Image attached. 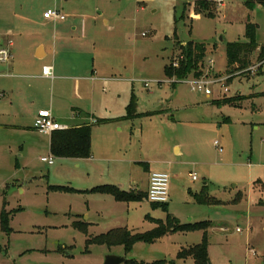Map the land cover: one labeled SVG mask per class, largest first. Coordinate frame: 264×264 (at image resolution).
<instances>
[{
    "label": "rangeland",
    "instance_id": "1",
    "mask_svg": "<svg viewBox=\"0 0 264 264\" xmlns=\"http://www.w3.org/2000/svg\"><path fill=\"white\" fill-rule=\"evenodd\" d=\"M198 1L209 2L212 17L195 12ZM246 2L254 8L248 9ZM47 8L65 16L101 13V33L91 43L88 63L104 71L110 67L118 78L128 77L118 84L121 99L113 100L109 113L97 101L95 113L122 115L119 105L133 92L138 117L118 121V153L168 165V211L154 210L145 201L133 204L92 194L95 187L117 186L118 181L97 183L86 163L77 168L71 160L53 157V166L43 164L39 159L50 156L48 135L3 129L0 264H103L108 255L145 264H194L177 255L204 242L210 264H264V63L257 62L255 53L243 76L229 75L225 55L227 44L246 42L248 23L256 25L255 42L264 47V0H0V46L11 41L12 53L30 50L31 40L37 42L44 31L37 22ZM104 20L112 31L106 32ZM8 31L12 36L5 38ZM187 43L205 46L198 67L209 96L191 91L192 77L177 81L165 75L171 61L176 68L183 59L179 45ZM32 61L37 69L38 62ZM39 83L44 93L34 107L4 109L0 124H24L26 120L12 115L34 113L42 103L64 107L58 87ZM99 129L94 127L92 137L97 144ZM174 145L181 147L180 155ZM111 166L107 172L113 171ZM132 174L136 188L144 192L142 170L135 167ZM125 180L121 190L126 191L129 176ZM201 193L210 205L197 203L195 195ZM3 214L8 231L2 228ZM167 215L181 225L208 222L210 227L206 233H168L150 245L136 244L129 254L122 246L92 242L115 230L147 233Z\"/></svg>",
    "mask_w": 264,
    "mask_h": 264
},
{
    "label": "crops",
    "instance_id": "2",
    "mask_svg": "<svg viewBox=\"0 0 264 264\" xmlns=\"http://www.w3.org/2000/svg\"><path fill=\"white\" fill-rule=\"evenodd\" d=\"M83 9L86 11L87 7L84 6ZM48 10L53 9L47 8L43 10L42 17L37 22L44 31L38 37V41L36 40L37 42L31 40L29 43L31 46L30 50L23 48L17 53H12L10 51L12 47L11 41H8L7 46H3L9 48L11 59L7 63L0 64V92L4 95L3 100L0 101V115L3 116L2 112L4 109L9 108L16 111L18 110L17 106L20 107V105L34 107L38 100L36 98L43 96L44 86L39 83L43 81H49L51 86L58 87L59 95L64 99V107L60 110L51 101L49 104L42 103L34 113L26 116L24 113H14L12 116L15 120L19 117L22 120L24 119V121L26 120V122L24 124L18 122V124L11 125L0 124V130L8 128L35 130L33 127L34 121L40 111H48L53 120L60 125L66 126L67 130L90 126V157L84 160H71L74 162L75 167H81L83 163H86L88 174L96 182L102 183L103 180L109 178L115 179L114 181H118L115 182V185L119 186L120 189L114 185H100L97 187L114 186L121 190V187L125 185V175L126 178L129 176V188L126 191H121L146 195L149 176L155 173L168 174V165L155 161L140 162L128 159L125 153H118V150L121 151V143L118 140L119 138L115 136V132L119 133L122 131V128L119 127L120 123L114 122L105 125H97L95 123L97 119H119L125 116L126 108L132 96L135 97L133 92L130 91L127 102L123 100L122 104L119 105V109L123 110L122 115L116 116V114H113L114 116H110V114H107V116H102L95 113V101L103 105V109L109 113L108 111L114 103L113 100L121 99L118 84L127 82L126 78L128 77V75H125L126 77L124 78H118L112 68L109 67L108 70L104 71L88 63V55H92L90 51L91 43L101 33V13L98 16H94L72 12L70 16H65L66 19L64 21L54 22L43 18V14ZM88 11L90 13V7ZM67 18H72L71 22H67ZM103 23L107 27L106 32L112 31V28L109 27V21L104 20ZM10 36H12V32L8 31L5 38ZM48 53H51V59H49L51 62L46 60ZM32 60L38 62L37 69L33 65ZM46 67L52 68V79L42 76V70ZM37 70L38 75H35L34 72ZM136 77L138 76L136 75ZM52 89L53 87L50 88V91ZM109 90H112V92ZM135 118L127 121H132ZM27 122L28 124H25ZM94 127L101 128L97 132L99 144L92 140ZM48 137V152L50 154V136ZM172 148L177 155L181 154L180 146L174 145ZM50 156L52 155L50 154ZM109 165H112L111 168H113L111 173L107 172ZM135 167L142 170L141 185L145 186L144 192L136 188L137 184L131 180ZM118 177H122L121 181ZM201 195L203 196V193L196 194L195 197L198 198ZM143 201L147 202L146 197Z\"/></svg>",
    "mask_w": 264,
    "mask_h": 264
},
{
    "label": "trees",
    "instance_id": "3",
    "mask_svg": "<svg viewBox=\"0 0 264 264\" xmlns=\"http://www.w3.org/2000/svg\"><path fill=\"white\" fill-rule=\"evenodd\" d=\"M248 9H253L252 3L246 2ZM195 12L197 14H205L212 17L210 12V4L206 1H198L195 6ZM256 25L246 24L244 30L245 43H231L225 47L226 55V72L230 74L241 73L243 74L250 68L253 55L256 53L257 62L264 63V47H259L255 42ZM182 60L179 62L176 68H173V62L171 61L168 66L165 67V75L167 78H175L177 81H183L192 77L198 79L202 76L198 65L205 57V46L202 44L187 43L185 45H179ZM260 66V68H261ZM136 99L132 96L130 103L126 108L125 116L119 119H97L95 123L97 125H105L118 121L131 120L137 115L135 114ZM49 151L52 157L56 159H69V160H84L90 157L91 153V128L90 126H81L78 128H72L65 131H56L50 135ZM92 194L107 195L113 197L118 202H131L138 203L144 200L145 194L124 192L114 186H102L96 187L91 190ZM197 203L201 206L210 205L206 201L204 195L197 198ZM152 209H162L164 213H167V204L156 205L151 204ZM2 228L5 231L7 229V215L1 216ZM157 227L144 234L131 235L125 230H115L107 235L94 239L92 242L98 245H105L108 247L122 246L125 253H131L133 247L136 244H152L163 235L172 232H183L188 230H199L206 233V230L210 227V223H196L194 225H181L177 219L167 218L164 221H156ZM178 260L185 261L191 259L194 264H210L209 256L207 252L206 243L200 245L182 249L178 255ZM125 264H145L142 262H136L134 260H127ZM151 264H166L164 261H156Z\"/></svg>",
    "mask_w": 264,
    "mask_h": 264
},
{
    "label": "built area",
    "instance_id": "4",
    "mask_svg": "<svg viewBox=\"0 0 264 264\" xmlns=\"http://www.w3.org/2000/svg\"><path fill=\"white\" fill-rule=\"evenodd\" d=\"M46 20L58 22L66 19L65 15L57 10H48L43 14ZM11 59V54L8 47L0 46V64L7 63ZM42 76L47 79H52V68L46 67L42 70ZM208 85L204 78L193 79L190 83L192 92H203L206 96L210 95V91L206 88ZM226 92V89L224 90ZM4 95L0 92V101L3 100ZM36 132L42 135L50 136L56 131H65L68 128L55 122L48 111H40L33 125ZM216 146V143H214ZM41 163L48 166L54 164L52 156L47 158H40ZM193 181L195 176L191 177ZM169 198V175L164 173L151 174L148 179V189L146 192V200L150 204L162 205L167 204Z\"/></svg>",
    "mask_w": 264,
    "mask_h": 264
},
{
    "label": "water",
    "instance_id": "5",
    "mask_svg": "<svg viewBox=\"0 0 264 264\" xmlns=\"http://www.w3.org/2000/svg\"><path fill=\"white\" fill-rule=\"evenodd\" d=\"M127 262V259L122 257H117L114 255H108L104 259L103 264H125Z\"/></svg>",
    "mask_w": 264,
    "mask_h": 264
}]
</instances>
